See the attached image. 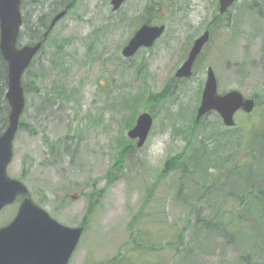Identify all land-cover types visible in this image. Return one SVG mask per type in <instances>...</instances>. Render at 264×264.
<instances>
[{
	"label": "rangeland",
	"instance_id": "obj_1",
	"mask_svg": "<svg viewBox=\"0 0 264 264\" xmlns=\"http://www.w3.org/2000/svg\"><path fill=\"white\" fill-rule=\"evenodd\" d=\"M177 1L170 10L168 0H153L168 31L154 48L131 58L122 50L140 25L147 0H128L117 12L111 0L24 1L23 43L37 35L39 16L51 18L56 7L74 3L31 66L29 81L38 88L27 95L21 120L26 127L16 135L8 167L9 176L22 180L33 200L63 224L81 225L94 201L95 212L69 264L108 262L126 246L128 225L141 209L144 227L164 249L150 256L153 262L264 264V149L253 157L243 148L237 154L234 144L211 138L215 115L197 118L204 70L212 66L219 92L237 89L260 97L254 119L264 132V0H237L229 12L232 25L224 27L226 18H219L223 27L215 25L194 77L163 91L189 42L218 15V0ZM125 13L132 31L120 23ZM145 109L154 123L138 148L128 132ZM244 114H236L237 124ZM194 118L203 122L196 125ZM234 153L238 166L226 164L220 172L219 161ZM180 154L186 155L181 167L161 177L166 161ZM121 159L119 176L108 184L109 170ZM18 206L0 212V225L11 221ZM182 230L188 253L168 246Z\"/></svg>",
	"mask_w": 264,
	"mask_h": 264
},
{
	"label": "water",
	"instance_id": "obj_2",
	"mask_svg": "<svg viewBox=\"0 0 264 264\" xmlns=\"http://www.w3.org/2000/svg\"><path fill=\"white\" fill-rule=\"evenodd\" d=\"M124 1L111 0L113 10H118ZM235 1L219 0L220 13H225ZM22 6V0H0V53L7 63L6 100L10 108L8 124L0 135V212L21 198L12 221L0 226V264H69L84 232V226H69L58 221L33 200L23 181L8 174V167L14 158V140L27 103L23 86L24 73L46 43L50 30L67 14V9L57 13L51 21L49 31L39 41L20 45L24 23ZM164 30L165 25H142L124 47L123 55L132 57L140 48L153 46ZM209 39L210 32L206 31L195 40L188 58L177 71L178 77L189 78L193 75V65ZM255 104L254 97H246L237 89L219 94L217 77L210 67L197 118L217 111L225 125L234 126L235 114L240 110L250 113ZM153 122L152 114L145 111L129 130L128 136L137 139L138 148L146 143Z\"/></svg>",
	"mask_w": 264,
	"mask_h": 264
},
{
	"label": "trees",
	"instance_id": "obj_3",
	"mask_svg": "<svg viewBox=\"0 0 264 264\" xmlns=\"http://www.w3.org/2000/svg\"><path fill=\"white\" fill-rule=\"evenodd\" d=\"M23 1H26V0H23ZM31 1L35 2L36 4H39L47 0H31ZM254 1L256 2V0ZM65 2L63 3V6L68 8L69 10L74 5V3H69L68 5H66ZM247 5L249 9L250 8L255 9V6L253 3H248ZM60 10H61V7L60 8L56 7L53 11V14L52 12H49V14L54 15L56 12ZM229 12H227L224 15H219V14L216 15V18H214L213 23L217 27H223V26H218V20L219 18L224 19L225 17L226 20L224 19L225 20L224 27H230L232 24H231V18L229 17ZM37 23H38V26L36 28L37 35H35L33 41L31 42L38 41L44 36L45 31H47L50 26V17H47V13H44L38 17ZM24 24H25V20H24ZM24 38H25V32L22 30L21 35H20L21 43H23ZM57 48L61 50L62 46L60 45ZM30 71H31V67L26 71L24 75V80H23L26 95H28L29 92H31L32 90L36 92L38 88L35 85H31V82L29 81ZM7 87H8L7 63L4 61L0 53V135L4 132L8 124V117H9V112H10V108L6 100ZM163 91H167V88H165ZM160 97H161V94L155 95L153 97L155 98L154 102L159 101ZM255 97L257 98V104L255 107V110L251 113H245L244 114L245 118H244L243 123L241 124L236 123L235 127H226L223 124L222 119L218 113L216 112L209 113L208 115H211V114L215 115L216 122H217L215 125L217 127L213 126L212 128H209L211 131V135H210L211 138L212 139L218 138V139L225 140V142L231 146L232 144H234L236 146L237 154L239 153L238 151H240L243 148L245 155L251 156V157L256 155V151L264 149V134H263L264 132H263V129L261 130V127L256 124V121L254 119L261 102H260V97L258 95H255ZM202 122H203V119L197 120V118L196 119L194 118V123L196 125H199ZM25 127H26V123L21 121L20 128H25ZM49 147L53 151L56 148V145L51 143ZM129 147L133 148V146L131 145ZM128 151L129 150L127 149L126 151H124L123 158L126 157V155L128 154ZM185 157H186L185 154H180L178 156H171L166 161L160 176L164 177L169 172L173 170H178L183 164ZM234 157H235V153L229 154L228 157H223L221 161H219L221 162L219 165L220 172L223 166L226 164L230 166H234V165L238 166V164L237 165L235 164ZM122 161L123 159L118 160L115 163V165H113L112 168L109 170V173L107 176L108 184H110L113 180H115L119 176V171L121 170L119 168L122 165ZM26 163L27 161L25 159L24 164L26 165ZM156 186H157L156 184H153L148 188L147 198H146L145 203L149 202L148 200H150L151 196L153 195ZM103 191L104 189L101 190L100 193L103 194ZM262 210H264V208ZM94 212H95V205H94V201L91 199L89 201L86 218L84 222L82 223V225L87 226L89 224V220L91 219ZM142 215H143V209H141L139 212H137L133 216L132 220L130 221L128 225L129 239L127 243H125L126 246L123 249H120L119 252L108 261L109 264H169V261H164L163 259L157 262H153L150 260V256L159 254L164 249L161 244H156L155 237L152 236V230L150 229V227H147V228L144 227L145 224H144V219H142ZM198 220L202 221L203 223H206V219L204 218L202 219L198 218ZM208 225L211 226L210 224ZM213 226H216V224ZM263 232H259L257 230L258 234L263 233ZM185 245L186 243L184 244L183 230L179 233L176 232L174 234V237L170 241H168V246H172L173 248L172 250L179 251L183 249L188 253L189 249H186V247H184ZM246 264H253V263L250 260H248L246 261Z\"/></svg>",
	"mask_w": 264,
	"mask_h": 264
},
{
	"label": "flooded vegetation",
	"instance_id": "obj_4",
	"mask_svg": "<svg viewBox=\"0 0 264 264\" xmlns=\"http://www.w3.org/2000/svg\"><path fill=\"white\" fill-rule=\"evenodd\" d=\"M128 2V0H125L124 1V3L122 4V6L118 9V10H116L115 12H117V11H121V10H123V7H124V5L126 4ZM152 2H153V0H147V2H146V5H145V7H144V9L142 10V12H144V13H142V18L141 17H139L140 19H139V23H140V25L138 26V28H136L135 30H133V28L131 27V24H129L130 22H129V20H128V16H127V13H125V14H123V15H121V16H119L120 17V19H121V21H120V23L121 24H125V25H128L129 26V28H131V31L133 30L134 32H133V34H132V36H131V38L134 36V34L137 32V30L142 26V25H144V24H148V25H165V30H164V32H163V34L155 41V43L153 44V46H151V47H142V48H140V50L141 49H149V48H154L155 47V45H156V43L160 40V39H162L165 35H166V33H167V29H168V27H167V21L165 20V19H163V18H161V17H156V16H158V15H156L155 14V9H153V4H152ZM168 2H169V5H168V8L170 9V10H172L174 7H178V4H179V2L177 1V0H168ZM216 7H218V14H220V10H219V0L216 2ZM114 11V10H113ZM124 11V10H123ZM122 11V12H123ZM121 12V13H122ZM172 12V11H171ZM170 12V13H171ZM140 13V14H141ZM172 14V13H171ZM213 21H214V18H213V20L212 21H210L209 22V24L205 27V29H204V31H203V33H205L206 31H209L210 32V39H209V41L205 44V46H204V48H203V50H202V52L200 53V56L203 54V52H204V50H205V48L207 47V45L211 42V39H212V36H213V34L217 31L216 29H217V27L215 26V24L213 23ZM203 33H200L199 35H197V36H195L193 39H192V41H190L189 42V45L186 47V49L188 50V48H189V51L186 53V55H185V59H184V61L188 58V55H189V52H190V50H191V48L193 47V45H194V42H195V40L201 35V34H203ZM130 38V39H131ZM129 39V40H130ZM129 40H128V42H129ZM128 42L126 43V44H128ZM126 46V45H125ZM139 50V51H140ZM138 51V52H139ZM137 52V53H138ZM200 56L198 57V59H196V61H195V63H194V65H193V75L191 76V77H189V78H181V77H178L176 74H177V70H178V68L180 67H178L177 68V70L175 71V74H174V76H171L170 77V83H168L167 85H166V87L164 86V88H167V90L170 88V89H173V88H175V87H179V85H181L182 83H186V82H188V81H190V79H192L193 77H194V75H195V70H196V64H197V61L199 60V58H200ZM183 61V62H184ZM182 62V63H183ZM209 68H210V66H207V68H205V72H206V77H207V73H208V70H209ZM214 69V68H213ZM216 73V72H215ZM205 83H206V79H205V81H204V83H203V87L201 88V90H200V96H201V98H202V95H203V91H204V88H205ZM163 88V89H164ZM219 92V91H218ZM221 93V92H220ZM225 93V92H224ZM201 98H200V101H201ZM13 219V218H12ZM11 219V220H12ZM10 222V221H9ZM8 222V223H9Z\"/></svg>",
	"mask_w": 264,
	"mask_h": 264
}]
</instances>
